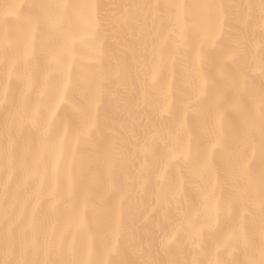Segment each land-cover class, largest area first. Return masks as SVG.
I'll return each instance as SVG.
<instances>
[{"label": "snow or ice", "instance_id": "snow-or-ice-1", "mask_svg": "<svg viewBox=\"0 0 264 264\" xmlns=\"http://www.w3.org/2000/svg\"><path fill=\"white\" fill-rule=\"evenodd\" d=\"M0 264H264V0H0Z\"/></svg>", "mask_w": 264, "mask_h": 264}]
</instances>
